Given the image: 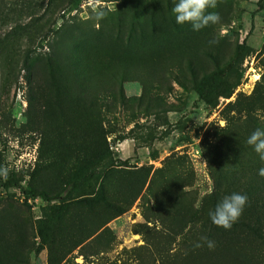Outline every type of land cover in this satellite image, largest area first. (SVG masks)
Returning a JSON list of instances; mask_svg holds the SVG:
<instances>
[{
	"label": "rangeland",
	"instance_id": "374dc122",
	"mask_svg": "<svg viewBox=\"0 0 264 264\" xmlns=\"http://www.w3.org/2000/svg\"><path fill=\"white\" fill-rule=\"evenodd\" d=\"M71 1L0 0V167L51 200L0 189V264H264L247 143L264 129V0H217L199 31L175 0ZM242 42L229 95L194 97ZM83 165L90 187L67 196ZM232 193L248 203L225 230L209 212ZM204 235L214 248L194 247Z\"/></svg>",
	"mask_w": 264,
	"mask_h": 264
},
{
	"label": "clouds",
	"instance_id": "9594fccd",
	"mask_svg": "<svg viewBox=\"0 0 264 264\" xmlns=\"http://www.w3.org/2000/svg\"><path fill=\"white\" fill-rule=\"evenodd\" d=\"M217 7V0H175L172 13L175 16L177 24L189 23L193 31H199L209 24H217L220 22V14L215 11H208ZM197 94L193 93L195 97ZM247 143L253 146L254 151L259 154L261 161H264V129L256 128L248 137ZM8 169L0 167V176L7 178ZM259 174L264 176V168L259 170ZM248 197L246 194L232 193L225 196L214 208L209 212L212 222L225 230H228L242 215ZM207 246L209 249L215 247V242L210 240L206 235L201 236L199 242L194 247Z\"/></svg>",
	"mask_w": 264,
	"mask_h": 264
},
{
	"label": "trees",
	"instance_id": "16d2710c",
	"mask_svg": "<svg viewBox=\"0 0 264 264\" xmlns=\"http://www.w3.org/2000/svg\"><path fill=\"white\" fill-rule=\"evenodd\" d=\"M80 0H72L70 3V9H75L79 5ZM248 51V47L244 42L237 45L232 53L231 59L228 63L223 65L220 68L214 69L208 74L202 76L195 90L197 94V98L208 104L214 98L218 96H228L230 91L227 87L228 80L233 78L237 74L238 66L241 63L242 58L246 55ZM92 175L89 171L88 167L83 165L77 168L70 176L68 181V190L66 191V195L70 196L73 193H76L79 189H85L87 191L89 186V180ZM18 180L12 176L0 177V189L7 190L12 187H17L20 190V194L24 196L23 203L26 204V200L28 198L34 199L39 198L42 202L48 204L51 200L42 192H38L30 187H21L18 184ZM86 195H90V193H86ZM74 198V197H72ZM44 210V207L41 208ZM46 218V214H44Z\"/></svg>",
	"mask_w": 264,
	"mask_h": 264
}]
</instances>
